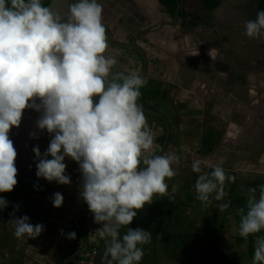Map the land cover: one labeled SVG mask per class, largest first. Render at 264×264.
<instances>
[{
  "label": "clouds",
  "instance_id": "clouds-1",
  "mask_svg": "<svg viewBox=\"0 0 264 264\" xmlns=\"http://www.w3.org/2000/svg\"><path fill=\"white\" fill-rule=\"evenodd\" d=\"M243 27L247 38L260 41L264 10ZM108 49L98 0H76L64 15L42 0H0V193H11L18 184V153L9 133L20 127L26 109H34L41 113L38 129L52 134L43 155L39 146L33 148L37 177L70 185L64 161L67 157L77 162L83 177L81 198L101 225L99 237L108 238L105 264H139L145 255L142 246L151 242L152 234L127 226L154 196L168 193L166 180L175 176L173 164L180 157L144 156L154 146V133L138 105L145 80L135 73L110 80L117 59L106 54ZM202 165L212 171L203 172ZM191 167L200 173L194 187L205 206L212 203L213 194L216 201L223 200L225 182L235 181L221 164L197 159ZM249 191L253 195L246 209H238L239 235L244 238L264 230V185L258 199L256 189ZM52 203L61 208L63 195L55 193ZM7 206L0 197V210ZM229 206L227 202L219 208ZM12 215L9 222L17 239L33 240L44 231V225L31 224L28 216ZM122 228L127 232L121 236ZM67 238L76 239V233ZM253 264H264V237L256 241Z\"/></svg>",
  "mask_w": 264,
  "mask_h": 264
},
{
  "label": "rangeland",
  "instance_id": "rangeland-1",
  "mask_svg": "<svg viewBox=\"0 0 264 264\" xmlns=\"http://www.w3.org/2000/svg\"><path fill=\"white\" fill-rule=\"evenodd\" d=\"M181 10H183L184 13H192V15H203L202 8L200 6V0H181ZM186 11V12H185ZM163 13H167L172 19V15L170 10L163 5L162 9ZM109 19V27L112 25L111 23L114 22L111 18H109L105 13H103V20ZM105 20V21H106ZM162 20V19H161ZM150 23H145L140 26H138L134 31H131L129 33H124L121 38L116 37L113 35V38L117 41L121 42H129L130 39L141 29L146 28ZM182 27V25H181ZM163 27H158L154 30H151L147 33L142 34L141 38L138 40L140 44L144 47L149 59L153 62V65L155 68L159 70V77H165L167 78L169 75L171 76V120L168 118L169 125H170V135L168 142L165 146V148L162 150L161 155H166L169 153V149L171 148V153L176 154L180 157L179 162L174 163L173 167H175V176L171 178V264H225L224 260L227 259L232 264H253V258H254V251L256 246V241L260 237H264V230L263 234L260 237L255 236H249L247 238L237 236L235 239L229 238L225 234V228L228 224H224L223 222H220L221 225L215 226V216L214 212L217 207V201L214 199V195L212 197V203L210 205H203L199 204V200L197 198V193L195 191V183L198 179V176L200 173L195 172H189V171H182L178 167V164L181 163L183 156L182 153L184 151H188L190 147V143H192L187 136V133L185 134V127L189 126L190 123L188 122L187 118H185L184 115V102L187 99H180V95H183L180 91L181 87L188 91L190 87L195 86V84L199 85L201 83V80L199 79V74H196L195 71L192 69V65L185 63L183 60H181L178 56L173 54V50L171 48H168L165 46V42L163 40L157 39L156 33L161 31ZM178 29V27H177ZM184 34L187 35L186 38L183 39V43L187 48L190 50L195 49L193 47L199 46L201 47L202 44L207 42L208 35L213 36V40L215 44L213 46L208 45L207 50L209 52H199L196 51L197 54L194 56V64L199 65L200 67L205 66V68L209 71L206 73H212L210 64L205 60V55L209 56L208 53L213 57L214 60L220 59V52L217 50V43L218 38L216 35H213L210 32H203V28L198 27L191 29L190 27H187L185 25L184 27ZM203 32V33H202ZM113 33V32H112ZM179 37L181 34L178 35ZM177 37V39H180ZM200 41L202 42L200 44ZM187 42V43H186ZM204 46V45H203ZM244 46V45H243ZM245 47V46H244ZM252 48V47H251ZM212 49H215L214 51H211ZM247 51L243 55H250L251 52L249 51L250 48H247ZM211 51V52H210ZM107 55L114 56L117 59V64L113 67L111 70H117V69H123L130 73L140 72L142 69L141 66V59L139 55L133 51L130 48H118L113 47L109 45ZM241 55H237V58L240 59ZM162 61L171 62V74H169V69L167 67H163ZM184 62L185 64H183ZM161 64V65H160ZM178 66V70H176L175 65ZM174 65L175 68L172 67ZM227 68V67H225ZM164 73V74H163ZM163 74V75H162ZM169 76V77H170ZM210 77V76H209ZM215 79V76H213ZM213 79V80H214ZM161 82V81H160ZM203 82V79H202ZM209 82V80H208ZM205 84V83H204ZM181 86V87H180ZM241 89V88H240ZM175 91V92H174ZM211 93V90H209ZM214 91V89H213ZM177 96V97H176ZM167 104L166 99H157V104H155L156 108L160 106V108L164 109L166 108L165 105ZM238 110L239 113L247 116V124L249 127H251L252 123V109L246 105L243 104V100L241 99L238 103ZM167 112V109H166ZM251 113V114H250ZM192 121L196 120V122L199 121V115H193ZM163 122H160V126L156 132V129L153 128V126H150L152 132L155 135L154 138V148L155 150H159L162 146V141L164 137V129L162 127ZM232 126V125H231ZM189 128V127H188ZM163 129V130H162ZM198 131V130H197ZM188 132V130H187ZM193 132V131H192ZM190 132V133H192ZM189 134V136H191ZM157 135V136H156ZM199 134H194V136H197ZM233 137V135H231ZM199 137H196L195 143L199 144ZM51 138H48L47 140L44 138H38L35 139L31 144V158L26 159L24 157L23 159H19L20 155L17 156V170L18 175L17 177H20V181L18 182L17 186L15 187L14 191L11 193H0V197H3L4 199L8 200L10 203V206H14L16 215V218H22L23 216L29 217V222L33 225L36 224H42L46 225L47 229L49 227L48 223L51 219V214H53L52 211H56V207H54L51 200L48 199V197L54 196L55 193L59 192L62 195H73L71 192L74 193L75 199H77V211H72L71 206L72 204L68 205V208H59L58 210V225L64 227L65 230H67L68 226L71 223L72 218L74 215H77L78 213H81L82 205H84V201L81 198L80 192L81 187L83 183V177L82 172L80 169H77L79 166L77 162L73 161L71 158H65V164L67 165L66 168V175H69L71 177V184L70 185H61L57 182H48L47 180L43 178H38L35 175V166H37V157L35 156V153L33 152V148L36 146H39L41 155H43L50 143ZM252 145V141H249V146ZM170 145V146H169ZM248 146V148H249ZM170 147V148H169ZM245 150V148H244ZM252 150V148H251ZM254 150V148H253ZM149 151L144 156L150 158ZM159 156V155H158ZM248 150H246L245 158L248 160ZM51 159V157H48ZM33 162L34 164H31ZM24 166H33V170L26 171L24 169ZM76 168V171L72 173L73 169ZM72 169V170H71ZM25 170V171H24ZM34 172V174L32 173ZM231 172V173H230ZM226 171L227 175L234 176L235 185L232 187L234 188V195L235 197L239 198V206H237V209H234L232 212H235L237 214L238 221L240 222V214L238 212V209L245 208L246 209V201L250 195H253V193H250L249 195H245L244 198H241L245 194V188L242 187L241 183L244 182V176L248 175L250 178L247 182H250L249 189H256L255 196L258 199L259 198V189L260 186L264 185V172H249V173H243V172H237V171ZM25 175V178L24 176ZM29 180L31 181L29 183ZM35 182V183H34ZM240 183V184H239ZM176 186V191H172V186ZM241 185V186H240ZM229 186L225 185V192L226 195H228L231 189L228 188ZM236 189V190H235ZM15 194V195H14ZM226 197V196H225ZM26 198V201H25ZM66 199V197H65ZM21 200H23L21 202ZM19 206V210H16L15 206ZM145 212H152L151 206L152 205H145ZM148 206V207H147ZM205 209H208L207 211L210 212V216L212 217V221L204 220L201 221L199 215L203 213ZM230 207V206H229ZM21 210V211H20ZM155 211V210H154ZM65 212L70 215L69 217L64 214ZM88 215L85 214L83 218H79L80 220L79 225L84 228V231L86 233V239L87 241L82 237V235L75 232L72 228H69L71 232L76 233V239L69 240L68 238H65L61 244H58L59 249L61 250V262H58V264L64 263L65 256L68 255L73 250H77L82 248L85 244H87L88 248L82 253H79V258L75 262L71 264H92L91 261H94V264H97L99 260L102 259V255H100V247H95L90 244L89 238L90 234L94 232L93 228L88 226ZM235 214V216H236ZM191 220H187L188 217H192ZM234 215V214H233ZM188 221V222H187ZM92 222V220H91ZM201 222L204 223V228L201 226ZM93 223V222H92ZM212 223V224H211ZM218 223V222H217ZM226 223V221H225ZM187 224V225H184ZM189 224L191 226L190 228V239L186 241L187 236H185L189 230L187 226L189 227ZM211 224V227H214L212 234L208 233L205 234L204 231L207 229L205 227H208V225ZM219 224V223H218ZM13 225V224H12ZM11 226V223H10ZM86 226V227H85ZM219 227V229H217ZM217 229L220 230L217 234L214 232ZM216 231V232H217ZM222 231V232H221ZM204 232V234H203ZM43 233V232H42ZM235 235V234H234ZM238 235V234H237ZM231 237V236H230ZM42 242L44 241L43 234H41L38 238L33 239L35 242ZM66 241L68 245H62V243ZM186 241V242H185ZM208 241H210L208 243ZM19 240L17 239V245ZM217 243H219V246L217 247ZM180 248V250L177 248ZM95 249L97 254L95 256H92L91 252ZM92 256V259H91ZM94 258V259H93ZM57 264V263H56Z\"/></svg>",
  "mask_w": 264,
  "mask_h": 264
},
{
  "label": "crops",
  "instance_id": "crops-1",
  "mask_svg": "<svg viewBox=\"0 0 264 264\" xmlns=\"http://www.w3.org/2000/svg\"><path fill=\"white\" fill-rule=\"evenodd\" d=\"M61 1L63 3L65 2V0ZM60 3L56 1V4L62 5V3ZM53 11L60 12V10L58 9H55ZM201 43L202 42L200 41V44ZM244 57V59L249 58L248 55H244ZM161 63L163 64V67H167L169 69V74H171V62L162 61ZM239 70H241L239 67L234 66L235 73L232 77H230L229 66L228 68L223 70V74L218 71L219 75L215 76L214 73L213 76H215V79L213 78V80L209 78V75H207V73H202L201 71L193 69L196 74H199L201 83L199 85L195 84V86L190 87L188 91H185L180 86V91L184 94H179V98L187 99L184 102V115L185 118H187L188 122H192L189 124V126H184L185 134L187 133V136L189 137V139H191L190 141L192 143H190V147H192L189 148L188 151H184V153H182V161L180 164H178L177 167L180 170L189 171L190 173L193 172L191 165L194 160L199 159L202 161H206L211 165L221 164V166L228 172H264V121L252 118V123L254 124H251V127H249V125L247 124V116L239 113L238 103L241 100L239 99V96H242V91L239 86L240 84L237 82V78L241 76L240 72H238ZM139 73L140 72H135V74ZM169 76L167 78L159 77V70L154 67L153 62L151 61V59H149L148 72L143 77V79L145 80V84L140 89L141 96L138 101L143 106L151 107L163 113L171 120V102H169L171 101V76ZM209 90H211V93ZM243 94L246 98V102L248 103L251 97L247 95L246 92H243ZM157 99H166V108L161 109L159 106L157 109V106L155 105L157 104ZM32 112H36L38 115H41V113L31 108L26 109L24 114L31 116L33 115ZM194 114L196 116L199 115L200 118L198 122H196V120L192 121ZM145 116L149 127L153 126V128H155L157 132L162 120L152 115L145 114ZM257 122L259 123V125L257 124ZM162 124V126H164V123ZM162 128L164 129L165 127ZM188 133H190L191 136H189ZM194 134L199 135L194 136ZM231 135H233V137ZM196 137H199V144L194 142L196 141ZM249 141H252V145L250 144V146ZM246 150H248V160L247 158H245ZM168 151L169 153H171V148ZM149 152L150 153L148 156L151 155V158L158 152V150L156 151L153 146V148ZM144 154L146 155L147 152ZM159 155H161V153ZM31 164L34 163L32 162ZM141 166L143 167V165ZM31 167L33 166H24V169L26 171L33 170V168ZM72 169V173H74L76 171V168L74 167ZM77 169H80L79 166L77 167ZM173 169L175 170V167H173ZM202 169L203 172L210 173L212 171V167H207L204 165H202ZM34 171L36 175L37 166H35ZM32 173L34 174V172ZM23 176L25 178V175ZM249 178L250 177L248 175H245L243 180L244 182L241 183L242 187L245 188V194L241 196V198H244L245 195H249L251 193L249 191L250 182H247ZM17 180L19 182L20 177H17ZM30 182L31 181L29 180V183ZM166 183L168 184V193L164 196L156 195L153 197V203L151 204L152 212H145V208L138 211L137 217L134 218L132 223L127 226L131 229H143L145 231L151 232L152 234L151 242L142 246L145 255L143 256L139 264H171V179L166 180ZM225 185L229 186V189L232 188L230 191L232 193L226 195L223 200L217 201L218 204L214 212V216L216 217L215 226L217 227V225H219L220 227V222L224 221V224H228L225 228L226 236L235 239V237L240 236V222L238 221L237 214L232 211L234 209H237L240 199L235 197L236 195H234V188L232 186L235 185V183L226 181ZM71 194L74 195L73 192H71ZM73 195H63L64 204L62 208L65 207L67 209L68 205L72 204L73 206H71L70 210L76 212L78 207L77 204L74 203H76L77 199H75L76 197H74ZM53 198L54 196L51 195L48 197V199L51 201H53ZM7 201L8 206L0 210V264H58V262H61L60 258L62 256L60 255L61 250L59 249L58 244H61L60 242L67 238V234L71 233V231L69 230V228H71V223H69L70 225L68 226L67 230H65V226L62 227L58 225L57 214L59 213V209H56V211L51 210L53 214H51L52 216L50 222L48 223L49 227L47 229L45 225L44 231L42 233L44 241L40 242L38 239L39 242L37 243L35 242L36 239L35 241H33L25 237L22 239H18L19 242L17 245V238L14 235V225L11 224L10 226L9 222L14 218L12 214L15 212L14 206H10V203L15 204V201L14 203L13 201L9 202V199ZM22 201L23 200H21V202ZM227 202H230V207L226 210L221 211L219 205ZM199 204L203 206L200 201ZM203 208L205 209V207ZM207 210L208 209H205L203 213L199 215L201 216V221H212L210 212ZM89 212L90 210H86L85 214L88 215ZM64 214H66L68 217L70 216L67 212H65ZM85 214H83L80 218H83ZM77 215H74V217L72 218L73 222L74 218ZM14 216L16 217L15 214ZM192 218L193 215L192 217H188L187 220H191ZM91 220L93 223L91 222ZM87 224L94 230V232L90 234V244L95 247H100L99 252L100 255H102V259L99 260L97 264H105L104 252L106 249V240L108 238L102 239L99 237L96 230L100 228L101 225L94 222V215L91 212L89 214ZM211 224L208 225V227H205L207 229L206 231H204L205 234H212L214 227H211ZM201 225V227L204 228L203 222H201ZM219 227L217 229H219ZM187 228L189 230H186V232L188 231V233L185 235L187 236L186 241H188L191 236L190 224L189 227L187 226ZM217 229L214 231L216 234L220 232V230L217 231ZM61 230H63L64 235H61ZM126 232L127 228H122L121 236ZM262 234L263 231L261 230L260 233L252 234L250 236L260 237ZM82 237L87 241L85 235L82 234ZM218 246L219 243H217V247ZM176 248L177 250H180V248ZM91 263L94 264V261H91ZM114 264H116V262H114Z\"/></svg>",
  "mask_w": 264,
  "mask_h": 264
},
{
  "label": "flooded vegetation",
  "instance_id": "flooded-vegetation-1",
  "mask_svg": "<svg viewBox=\"0 0 264 264\" xmlns=\"http://www.w3.org/2000/svg\"><path fill=\"white\" fill-rule=\"evenodd\" d=\"M214 3L216 4L214 8L209 9V5ZM200 6L203 15H192V13H187L186 11V13H184L183 10H180V25H182L183 28L186 25L191 29L201 27L203 28V32L212 33V31H214L218 38L216 48L218 52H220L221 61H226L227 55L230 54L231 65L235 67H239L242 61H244L243 64L246 65L248 63L255 66L264 65V37H261L260 41L249 39L245 36V28L243 27L245 21L255 19L256 14L264 10V0H200ZM171 15L173 19V13H171ZM184 15H186V17ZM227 27L230 29L227 30ZM210 29L211 31H208ZM220 36L224 39V43L237 40L241 45L243 44L245 48H250L249 51L251 54H248L249 58L244 59L245 57L243 54H245V52L240 50V44L228 48L222 46L219 43ZM238 54L241 55V59L237 58ZM238 72L244 75L242 70Z\"/></svg>",
  "mask_w": 264,
  "mask_h": 264
},
{
  "label": "bare ground",
  "instance_id": "bare-ground-1",
  "mask_svg": "<svg viewBox=\"0 0 264 264\" xmlns=\"http://www.w3.org/2000/svg\"><path fill=\"white\" fill-rule=\"evenodd\" d=\"M124 1L129 7H131L132 9H134L135 12L137 13H133V11H127L126 8L119 6L118 4L117 7H119V11L116 12L115 16L117 17V20H114L113 23H111L112 25H110V28L113 32V35H115L118 38H121L122 35L124 33H129L131 31H134L138 26L144 24L147 21H150L151 23H156L158 21H160L161 19H165V20H169V15L167 13H163L162 9L163 6L159 3L158 0H122ZM143 19V20H142ZM181 34V36L179 37L178 35ZM157 39L163 40L165 42V46L168 48H171L173 50V54H175L176 56H178L181 60H183L185 63L192 65V68L194 70H198L201 71L202 73H206L209 72L205 66L200 67L199 65H195L194 64V56L197 54L196 51L199 52H209L207 50L208 45L213 46L215 44L213 40V36L212 35H208L207 38V42L199 47V46H195L190 50L189 48H187V45H184V41L183 39L187 37V35L183 34L181 32V30L178 28H171L168 26H163V29L159 32H157L156 34ZM177 37H179L180 39H177ZM187 43V42H186ZM226 44H228V42H225ZM229 43H231L232 46H236V45H241V43H239V41L237 40H231L229 41ZM142 45V44H141ZM242 52H246L247 49L243 46V44L241 45V49ZM209 54V53H208ZM227 59L226 61H221L220 59L214 60L212 56H207L205 55V60L210 64L211 67V72L212 73H207V75H209L210 79H213V74L215 73V76L219 75V72L223 74V70H225V67H229L232 62H231V55L228 54L227 55ZM184 62H182L183 64H185ZM244 61L240 62V69H244L246 64H243ZM175 65V64H174ZM172 65L173 68H175L176 70H178V66ZM243 76V75H241ZM244 77V76H243ZM239 99H243V96H239ZM239 108V106H238ZM257 124L259 125V123L257 122ZM25 156L27 158H31V154L29 151H25Z\"/></svg>",
  "mask_w": 264,
  "mask_h": 264
},
{
  "label": "water",
  "instance_id": "water-1",
  "mask_svg": "<svg viewBox=\"0 0 264 264\" xmlns=\"http://www.w3.org/2000/svg\"><path fill=\"white\" fill-rule=\"evenodd\" d=\"M56 1H58L60 3L61 0H42V4H45L46 2H48V5L47 6L51 7L53 10H55V9L60 10V14L61 15H64V14L67 13V11L69 9V6L71 4H73V3L76 2V0H65L64 3L61 1L62 5H59V4H56ZM98 2L103 5V13H105L112 20H117L116 19L117 17L115 16V14H116L117 11H119V7H117L116 4H118L119 6H122V7L126 8L127 11H133V13H137V12L134 11V9H132L131 7H129L122 0H98ZM180 10H181V0H176V6H175V9L173 11V20H171L170 18H169V20L162 19V20H160V21H158L156 23H151L150 21H147L145 23H150V24L146 28H143V29L139 30L130 39L129 42H121V41H117L116 39H114L113 38V34H112V30L109 27V19L106 20L104 18L106 21L103 20V25H104L105 30H106V37H107L108 43H109V45H111L113 47L130 48L133 51H135L139 55V57L141 59V63H142V69H141V72L138 75L143 78L147 74V72H148V68H149V58H148V55H147L144 47L138 42L140 36L142 34H144V33H147V32H149L151 30H154V29H156L158 27H163V26H168V27H171V28H177L178 27L181 30V32L184 34V30L185 29L183 27H181V25H180V21H181L180 20V17H179ZM229 29L230 28L227 27V30H229ZM208 31H211V29L208 30ZM212 34L215 35V32L212 31ZM223 40L224 39H222V36H220L219 43L222 46H225L226 48L232 47V45H231V43H229V41H228V44H226V43L223 42ZM234 73H235L234 66H230V77H232ZM130 74H133V73H130V72L125 71L123 69H117V70H114V71L111 72V74L109 76V79L111 80V79H115L116 77H119V76H127V75H130ZM243 80H244L243 79V76H240V77L237 78V81L240 82V83L243 82ZM98 99H99V97H95L94 98L95 101H98ZM138 105L142 107V109H143V111H144L145 114L152 115V116H156V117L160 118L163 121V123H164V127H165V137H164V141L162 143L161 148L152 157L158 156L162 152V150L165 148V146H166V144L168 142V139H169V135H170V125H169V121H168L167 117L163 113H161V112H159V111H157V110H155V109H153L151 107L143 106L142 104L139 103V101H138ZM85 212L86 211H84L81 214H78L74 218V225L78 229L80 228V225L78 223V219L80 217H82V215L85 214ZM87 248H88V246H87V244H85L82 248H80L79 250H77L75 252V254L82 253L85 250H87Z\"/></svg>",
  "mask_w": 264,
  "mask_h": 264
},
{
  "label": "built area",
  "instance_id": "built-area-1",
  "mask_svg": "<svg viewBox=\"0 0 264 264\" xmlns=\"http://www.w3.org/2000/svg\"><path fill=\"white\" fill-rule=\"evenodd\" d=\"M241 70L244 72L243 75L244 80L241 83L238 81L237 82L240 84L239 86L242 91L241 94L243 96L242 99L243 103L248 104V106L252 109L253 119H259L261 121L262 120L264 121V65L255 66V65H250L248 63L245 66V68ZM243 92H246L247 95L251 97L248 103L246 102V98ZM32 114L33 115L31 116L24 114L22 117L20 127L19 128L14 127L9 133V137L13 141L17 153L18 155H20L19 159L21 158L23 159L24 157H26L25 151H29L31 154L30 144L35 140L31 137L30 135L31 133H35L38 138H44L46 140L48 138H52V134H49L46 130L41 131L40 129H38L36 121L39 119L38 116L40 115H38L36 112H32ZM263 133H264V129H263ZM62 245L67 246L68 243L64 241ZM91 254L92 256H95L97 254L96 250L93 249Z\"/></svg>",
  "mask_w": 264,
  "mask_h": 264
},
{
  "label": "trees",
  "instance_id": "trees-1",
  "mask_svg": "<svg viewBox=\"0 0 264 264\" xmlns=\"http://www.w3.org/2000/svg\"><path fill=\"white\" fill-rule=\"evenodd\" d=\"M159 2H160L162 5L166 6V7L170 10L171 13H173V11H174V9H175V6H176V0H159ZM44 5L47 6V5H48V2H46ZM215 5H216L215 3L209 5V9L214 8ZM184 16L186 17V15H184ZM164 137H165V128H164ZM164 137H163V141H164ZM163 141H162V142H163ZM81 210H82L81 212H84V211H86V210H89V208H88V206H87L86 203H84V205H82ZM80 220H81V219H80ZM80 220H78V223L80 222ZM71 228H72L75 232H77L78 234H80V235L83 234V235L86 236V233H85L84 229H83L82 227H80V228L78 229V228L74 225L73 220H72V222H71ZM209 242H210V241H208V243H209ZM75 252H76V249L73 250V251H71L70 253H68V255L65 256L64 263H62V264H71V263L75 262L76 260H78L79 255H78V254H75ZM224 263H225V264H232V263H230L227 259L224 260Z\"/></svg>",
  "mask_w": 264,
  "mask_h": 264
}]
</instances>
